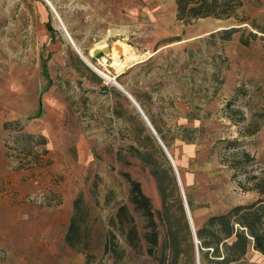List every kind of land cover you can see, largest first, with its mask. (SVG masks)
I'll return each instance as SVG.
<instances>
[{
  "label": "rangeland",
  "instance_id": "374dc122",
  "mask_svg": "<svg viewBox=\"0 0 264 264\" xmlns=\"http://www.w3.org/2000/svg\"><path fill=\"white\" fill-rule=\"evenodd\" d=\"M230 26L239 29L225 38L221 30ZM96 46L122 56L119 76L98 70L90 59ZM119 86L173 157L194 228L211 214L264 198L251 187L254 176H264V0H244L230 17L189 22L176 18L174 0H0V99L10 105L28 91L31 102L41 100L28 120L1 125L0 264H85L87 253L89 264H197L171 163ZM30 128L36 136L28 142L8 136ZM145 150L152 163L140 157ZM153 165L165 185L174 239L157 212L162 197ZM128 178L150 198L156 244L143 235L151 225L129 200ZM78 193L90 228L71 246L64 232ZM123 203L134 217L132 238L128 217L111 222ZM108 240L123 249L121 257L104 252ZM243 259L264 264L252 246Z\"/></svg>",
  "mask_w": 264,
  "mask_h": 264
},
{
  "label": "trees",
  "instance_id": "16d2710c",
  "mask_svg": "<svg viewBox=\"0 0 264 264\" xmlns=\"http://www.w3.org/2000/svg\"><path fill=\"white\" fill-rule=\"evenodd\" d=\"M176 18L183 22H189L191 19L204 16H214L226 18L235 15L236 8L240 6L244 0H174ZM259 1V0H257ZM239 26H230L222 28L221 32L225 38H229L231 33ZM41 110V101L39 102V112ZM20 119L5 121V127L10 124L19 122ZM36 135L32 132H20L15 134L14 138L23 141H30ZM39 137V142L44 141V136ZM140 157L147 163H152L150 152L138 151ZM247 155V154H246ZM151 173L157 180V187L162 197V207L157 210L162 220H166L168 230L175 238L172 231L171 220L169 217L168 205L166 203L165 185L162 183L158 168L152 166ZM125 175L129 177L128 173ZM251 187L260 194H264V176H254ZM130 182L129 200L133 203V208L140 210L147 218V223L151 225V229L144 232V236L152 244L157 243L158 229L154 219V210L148 195H146L140 186V182L136 179L128 178ZM179 210L184 218L183 208L179 197L176 195ZM191 203V202H189ZM89 209L85 204V200L81 193H78L72 199V210L68 219V223L64 232V240L71 246H76L81 239L86 237L89 231ZM126 216L128 220L129 238L137 235V229L134 223L133 215L128 211L126 204H120L115 215L111 218V222L116 224L122 222V217ZM184 219V223H185ZM186 224V223H185ZM196 235L198 238V253H200L201 264H232L240 262V264H262L256 260L243 259L249 246L264 254V198L258 197L249 203H238L233 205L229 210L221 213L209 215L199 226L196 227ZM115 233L110 230L111 241ZM104 242V252L110 251L117 257L123 255V249L117 248L116 243ZM176 249L175 244L171 245ZM82 248H87V244L83 243ZM211 254L212 256H209ZM90 254L87 253L85 264H89Z\"/></svg>",
  "mask_w": 264,
  "mask_h": 264
},
{
  "label": "crops",
  "instance_id": "0c3cea01",
  "mask_svg": "<svg viewBox=\"0 0 264 264\" xmlns=\"http://www.w3.org/2000/svg\"><path fill=\"white\" fill-rule=\"evenodd\" d=\"M43 11H45L44 5H42ZM42 12V10H41ZM44 16V15H43ZM42 17V16H41ZM24 19V17H23ZM25 22H29V18H25ZM42 22V21H41ZM44 34V30H42ZM108 33L105 34V36ZM124 48V46H123ZM81 58V57H80ZM83 60V59H82ZM11 72V71H10ZM13 75V74H12ZM119 83V82H118ZM16 83H12V86H14ZM120 84V83H119ZM123 86V85H122ZM124 87V86H123ZM121 90V89H120ZM122 91V90H121ZM128 91V90H127ZM123 92V91H122ZM129 92V91H128ZM125 93V92H124ZM129 98V97H128ZM130 99V98H129ZM39 96L35 97V100L32 102L30 101V96L29 92H21L18 93L16 97L13 98V100L9 103L10 105L3 99H0V137H1V125L3 127V123L7 120H12V119H25L28 120L27 116H29L31 111H38L39 110V102H40ZM6 106H11V109L8 112V115H5V107ZM136 107V106H135ZM40 114V113H39ZM33 128L29 129V132H32ZM28 131V130H25ZM46 137V136H45ZM73 199V198H72ZM71 212V211H70ZM70 213L68 214V219H69ZM67 219V220H68Z\"/></svg>",
  "mask_w": 264,
  "mask_h": 264
},
{
  "label": "water",
  "instance_id": "95a60500",
  "mask_svg": "<svg viewBox=\"0 0 264 264\" xmlns=\"http://www.w3.org/2000/svg\"><path fill=\"white\" fill-rule=\"evenodd\" d=\"M109 50H110V47L109 46H104V47L102 46V47L94 48L92 53H93V56H96V55H98V54H100L102 52H107ZM77 53L80 56L79 52H77ZM121 89L129 96V98L132 100V103L136 106V108L139 110V112L141 113V115L144 117V119L146 120L148 126L150 127V129L152 130V132L154 133V135L156 136L158 142L162 146L165 154L167 155V157H168V159H169V161L171 163V166H172L173 171L175 173V177H176L177 184H178V186L180 188V191L182 193L183 203H184V208H185V213H186V216L188 218V222H189V225H190V229H191V232H192V235H193V239H194V242H195L196 263L199 264L198 238H197V235H196V228H194L193 223H192V220H191L189 206H188V203L186 201L185 195L183 193L181 179H180V176H179V172H178L177 166H176V164H175V162L173 160V157L171 156L170 152L168 151V149L166 148L165 144L161 140L160 136L156 133L155 129L152 127V125L147 120V118H146L145 114L143 113V111L141 110L139 104L134 99L131 98V96L128 94V92L123 87H121Z\"/></svg>",
  "mask_w": 264,
  "mask_h": 264
},
{
  "label": "built area",
  "instance_id": "2783aa9c",
  "mask_svg": "<svg viewBox=\"0 0 264 264\" xmlns=\"http://www.w3.org/2000/svg\"><path fill=\"white\" fill-rule=\"evenodd\" d=\"M91 58L95 62V64L98 66V70H103L104 72H108V73H110L112 75H115V76H119V74L121 72H123V70L126 67V64L122 60V56L113 57L112 55H110L107 52H102V53H100V54H98L96 56H93ZM98 75L103 77L99 73H98ZM8 136L13 138L14 140H18L16 138H14L15 134L8 135ZM12 152H14V150L10 151L8 153V157H12L13 156ZM8 161H9V163H12L13 160L9 158Z\"/></svg>",
  "mask_w": 264,
  "mask_h": 264
},
{
  "label": "bare ground",
  "instance_id": "6f19581e",
  "mask_svg": "<svg viewBox=\"0 0 264 264\" xmlns=\"http://www.w3.org/2000/svg\"><path fill=\"white\" fill-rule=\"evenodd\" d=\"M48 6L50 7V5L48 4ZM57 26L62 30V32H63V34H64V36H65V38L68 40V42H71L70 44L73 46V48L76 50V52H79L81 55H83V51L81 50V48L70 38V36H69V33L67 32V29H66V27H65V25L57 18ZM118 31H124V30H122V29H118L117 30V32ZM116 34V33H115ZM119 34V33H118ZM109 35V34H108ZM108 35H106L105 36V38L108 36ZM116 36V35H115ZM120 46H122V49H123V46H124V51H125V47H126V45L125 44H121ZM94 48H97V46L96 47H94ZM121 49V50H122ZM124 51H122V52H124ZM90 56V55H89ZM90 59L92 60V58L90 57ZM88 61V60H87ZM93 61V60H92ZM93 63L95 64V62L93 61ZM96 65V64H95ZM97 66V65H96ZM125 70V69H124ZM123 70V71H124ZM103 71V70H102ZM95 72V71H94ZM106 73H108V72H106ZM110 74V73H109ZM105 78L109 81V82H111L112 84H116L115 83V81H114V79H115V76H112V77H109V76H105ZM119 89H121V87L119 86L118 87ZM122 90V89H121ZM123 91V90H122ZM124 92V91H123ZM126 94V93H125ZM127 95V94H126ZM128 96V95H127ZM129 97V96H128ZM150 128V127H149Z\"/></svg>",
  "mask_w": 264,
  "mask_h": 264
}]
</instances>
